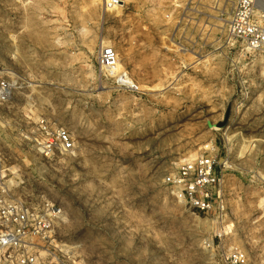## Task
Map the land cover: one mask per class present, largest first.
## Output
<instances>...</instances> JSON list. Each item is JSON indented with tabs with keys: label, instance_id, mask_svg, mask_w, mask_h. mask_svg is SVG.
I'll return each mask as SVG.
<instances>
[{
	"label": "rangeland",
	"instance_id": "1",
	"mask_svg": "<svg viewBox=\"0 0 264 264\" xmlns=\"http://www.w3.org/2000/svg\"><path fill=\"white\" fill-rule=\"evenodd\" d=\"M176 6L179 26L165 18ZM114 8L0 0V72L13 80L0 103L11 197L60 210L49 249L58 264H222L233 249L264 264V50L227 38L228 0ZM107 45L136 90L100 68ZM61 129L70 151L57 143ZM202 152L226 162L221 214L195 213L166 183Z\"/></svg>",
	"mask_w": 264,
	"mask_h": 264
},
{
	"label": "built area",
	"instance_id": "2",
	"mask_svg": "<svg viewBox=\"0 0 264 264\" xmlns=\"http://www.w3.org/2000/svg\"><path fill=\"white\" fill-rule=\"evenodd\" d=\"M126 0H100L104 12L124 4ZM231 11L226 24L229 40L240 42L246 50H264V0H228ZM166 14L165 18L179 26L183 15ZM173 29L171 30V32ZM174 35V34H173ZM176 39L183 38L180 27ZM173 37V36H172ZM100 68L108 72L118 88L136 90L127 81L126 74L115 72L118 56L115 49L103 46L98 53ZM13 80L7 73L0 72V103H6L12 96ZM58 145L64 151L72 150V142L65 130L56 132ZM226 162L220 164L211 154L202 152L192 160L180 164L177 170L166 177L171 194L190 206L197 214L224 211L223 170ZM13 172L7 168L0 152V262L1 264H58L51 249L52 226L60 210L52 204L45 208L25 206L10 195ZM220 238V237H218ZM43 242V243H42ZM54 257V259L52 258ZM222 264H248L247 254L240 249L230 250L222 255Z\"/></svg>",
	"mask_w": 264,
	"mask_h": 264
},
{
	"label": "bare ground",
	"instance_id": "3",
	"mask_svg": "<svg viewBox=\"0 0 264 264\" xmlns=\"http://www.w3.org/2000/svg\"><path fill=\"white\" fill-rule=\"evenodd\" d=\"M93 2L94 3H98V5H99L100 0H93ZM112 9H115V8H112ZM115 72H123L124 73V67H123V64H122V62H121L119 57H118L117 65H116V68H115Z\"/></svg>",
	"mask_w": 264,
	"mask_h": 264
}]
</instances>
